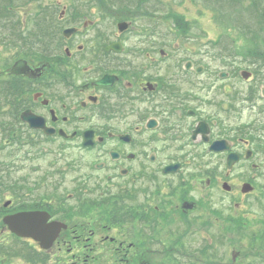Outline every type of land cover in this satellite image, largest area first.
Listing matches in <instances>:
<instances>
[{"label":"flooded vegetation","instance_id":"1","mask_svg":"<svg viewBox=\"0 0 264 264\" xmlns=\"http://www.w3.org/2000/svg\"><path fill=\"white\" fill-rule=\"evenodd\" d=\"M11 3L0 17V235H13L4 217L39 211L59 229L52 264H168L160 219L179 216L185 247L202 216L218 214L199 191L217 188L219 167L231 178L237 166L254 177L264 166L248 139L233 140L232 100H218L213 74L201 97L206 67L168 35L130 34L131 21L119 19L107 34L84 5ZM221 139L227 149L212 150ZM189 168L201 170L187 179Z\"/></svg>","mask_w":264,"mask_h":264},{"label":"rangeland","instance_id":"2","mask_svg":"<svg viewBox=\"0 0 264 264\" xmlns=\"http://www.w3.org/2000/svg\"><path fill=\"white\" fill-rule=\"evenodd\" d=\"M14 1L19 2V0ZM55 1L60 2V5L87 6L88 15L99 22L107 34L117 31L116 20H127L131 21L132 25L128 33L169 36L173 48H175L173 45H179L178 50H187V53L195 54V62L206 67L202 78L201 97H206L205 77L213 74L214 78H217L218 86L214 90L218 100L222 102L232 100L230 119L234 126L233 140L237 143L239 137L248 139L249 146L257 152L256 161L260 165L264 164V96L260 91V88L264 86V68L256 70L257 63L251 57V53L255 52L259 42L256 43L252 37L241 32L234 25V20L228 18V11L218 10L204 0H150L153 6L149 5L152 8L148 13L138 5L128 4V6L105 0H41L43 6L46 2ZM142 1L147 3L146 0ZM249 3L250 0H244L241 3L240 7L243 11ZM262 5L264 6V3ZM2 8L4 7L0 5V15ZM258 30L260 33L257 40L261 41L264 39V26L261 25ZM90 32L93 33V30L91 29ZM243 69L251 72L248 79L241 77L240 71ZM222 71L230 73V78L227 79V75L220 77L219 73ZM210 82H214V79ZM33 159L29 161L37 162V159ZM13 161L19 163L18 159ZM218 161H221L219 157ZM199 170L201 168L187 169V179L192 177L191 173H194L192 177L194 179ZM225 171L226 168L223 165L219 167L218 172L221 176L218 186L211 193L210 190L208 192L197 189L202 194L201 202L198 201L202 207L210 203L217 209L218 214L216 213L211 220L209 217L202 216L201 233L196 235L195 240L189 235L185 240L186 246H180L183 240L178 234L181 225L179 216L172 215L166 219V222L160 219L163 221L164 229L155 236L161 237L165 234L170 240L168 264H173V260H182L184 264H264V166L256 171V177H254L255 171L249 165L235 167L231 178L225 177ZM83 173L82 169L74 170L75 182L82 180ZM248 179L252 180L254 189L237 205L236 201L239 200L232 198V195L237 191L241 192L242 182ZM223 180L231 185L232 193L222 188ZM199 192L192 193L195 199H198ZM186 221V225L193 226L191 222L195 221L194 215L186 218ZM143 234L146 236L145 230ZM0 237L2 239L6 235L1 234ZM124 237L128 239L129 236L125 233ZM5 241V246L9 247L6 249L9 255L12 254V247L22 242H15L16 239L11 236H7ZM199 244H202L201 248ZM19 252L24 251L18 250V254ZM233 252H237L234 261H232ZM16 255H11L15 260L14 264H24L22 261L24 256L20 258ZM0 257H2L1 254ZM155 257L162 258L163 255ZM198 257L202 261H199Z\"/></svg>","mask_w":264,"mask_h":264},{"label":"trees","instance_id":"3","mask_svg":"<svg viewBox=\"0 0 264 264\" xmlns=\"http://www.w3.org/2000/svg\"><path fill=\"white\" fill-rule=\"evenodd\" d=\"M110 3L116 2H140L141 0H105ZM244 0H204L208 2L209 5L215 6L218 10L228 11V18L234 20V25L241 30L246 36L252 37V40L259 42V45L256 47L255 52L251 53L252 59L257 62L255 65L256 70L264 68V39L257 40L259 37V30L261 25L264 26V0H250V3L244 7V11L240 7L241 3ZM22 246V245H21ZM17 246L13 248L12 253L18 255V250H21L22 247ZM22 251V250H21ZM4 251L2 250L0 254ZM28 254H25L27 260L31 259L33 254L29 253V250L26 249ZM32 252V251H31ZM19 254H24L19 252Z\"/></svg>","mask_w":264,"mask_h":264},{"label":"water","instance_id":"4","mask_svg":"<svg viewBox=\"0 0 264 264\" xmlns=\"http://www.w3.org/2000/svg\"><path fill=\"white\" fill-rule=\"evenodd\" d=\"M243 78H247L249 73L246 71L241 72ZM264 94V89H263ZM212 150L227 149L225 141H214L210 147ZM237 160L236 154H229L227 158V166L230 168ZM172 171L174 167H168L164 171ZM224 186H226L224 184ZM252 187L246 183L242 186L243 191H248ZM48 217L45 213L39 211H25L6 216L4 222L10 227V230L18 236L32 237L41 242L43 247H48L55 239L58 233V227L55 224H46Z\"/></svg>","mask_w":264,"mask_h":264}]
</instances>
